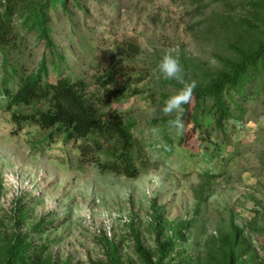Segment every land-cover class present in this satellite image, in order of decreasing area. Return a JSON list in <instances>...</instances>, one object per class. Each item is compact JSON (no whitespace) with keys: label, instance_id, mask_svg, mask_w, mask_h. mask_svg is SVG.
<instances>
[{"label":"rangeland","instance_id":"obj_1","mask_svg":"<svg viewBox=\"0 0 264 264\" xmlns=\"http://www.w3.org/2000/svg\"><path fill=\"white\" fill-rule=\"evenodd\" d=\"M239 1L68 0V13L59 6L52 12L53 43L74 75L86 81L93 105L134 122L136 178L80 161L79 140L50 137L49 130L31 123L14 124L2 95L4 88H16L11 69L31 72L45 56L48 80L57 78L44 42L15 17L18 45L5 54L0 50V236L32 230L28 240L45 246L42 256L52 264H106L107 242L117 246L119 264H142L132 231L147 249H155L154 201L164 223H192L183 245L192 257L234 223L250 245L242 259L252 255L264 264V74L247 84L240 120L229 119L218 129L210 116L198 114L202 127L186 121L185 144L178 143L179 131L162 121L174 113L161 111L181 84L159 73L164 55L180 60L183 81L199 83L223 69L220 59L230 60L229 44L244 29L250 27L264 42V16ZM129 41L140 49L122 62L129 73L118 85L102 88L96 78L121 57L117 47ZM193 106L192 99L190 112ZM36 107L45 106L19 111ZM41 222L44 230L35 232ZM163 227L169 235L170 228Z\"/></svg>","mask_w":264,"mask_h":264},{"label":"trees","instance_id":"obj_2","mask_svg":"<svg viewBox=\"0 0 264 264\" xmlns=\"http://www.w3.org/2000/svg\"><path fill=\"white\" fill-rule=\"evenodd\" d=\"M67 1L0 0V50L5 54L18 45L20 33L14 24L16 17L25 32L34 33L44 42L45 48L49 51V63L57 75L54 82L48 80L45 56L31 72L13 67L11 69L13 76L10 79H16V88L3 89L2 95L6 98L5 110L10 111L11 119L18 128H21L22 124L31 123L42 130H49L50 137L57 133L65 140H79L77 149L80 161L91 162L101 171L136 178L139 175L136 166L139 152L131 132L134 122L124 121L111 110L101 112L93 105L87 93L86 81L74 75L50 36L52 12L59 6L62 12L68 13ZM73 2L76 3V0ZM239 2L248 4L255 11V15L264 16V0ZM226 6L228 9L232 8L231 4ZM220 16L219 18L224 20L223 23L227 24L226 17ZM237 37V40L229 44L233 53L230 60L220 59L223 69L214 74L209 73L206 75L207 79L195 83L191 98L194 100L192 112L189 108L190 100L182 105V113L162 118L163 123L169 125L170 120L177 115L180 117L183 126L181 129L175 128L179 131L180 145L189 140L185 134L186 121L192 122L194 129L202 127L201 121L197 120L198 114L210 116L218 129H221L223 122L229 119L237 121L241 119L244 113L241 102L244 100L247 84L254 76L264 74V42L254 38L250 27L241 31ZM117 50L121 57L96 78L102 88L118 85L129 73L126 65L122 64L123 60L140 52L139 46L130 41L125 45H119ZM174 58L180 63L178 58ZM170 81L173 80H168ZM261 81L264 82V77ZM190 83L184 79L183 83L178 84L180 90ZM36 104H43L45 107H36L29 113L19 111V107ZM151 208L156 244L153 251L143 245L138 233L131 228L135 253L142 264H262L254 262L252 255L242 259L248 254L250 245L246 244L243 230L234 223L230 224L228 232L211 236L204 253L197 258L192 257L183 248L192 223L187 222L180 227L168 225L156 211L154 201ZM21 220L24 218L15 220L16 226H20ZM163 226L170 228L169 235H165ZM44 227L42 222L36 223L33 230L41 232ZM31 231L0 236V264H52L49 258L42 256L45 246L36 247L28 240ZM106 250L108 258L106 264H119L117 246L107 242Z\"/></svg>","mask_w":264,"mask_h":264},{"label":"clouds","instance_id":"obj_3","mask_svg":"<svg viewBox=\"0 0 264 264\" xmlns=\"http://www.w3.org/2000/svg\"><path fill=\"white\" fill-rule=\"evenodd\" d=\"M158 71L161 74L162 78L165 80H176L183 83V74L182 68L177 59L171 55H164L158 64ZM196 84L192 82L186 84L185 87L180 90L174 96L169 97L163 104L161 111L164 115H171L173 113H182V105L187 104L193 95V90L195 89ZM169 125L176 129L182 128V122L180 117L177 115L174 119L170 120Z\"/></svg>","mask_w":264,"mask_h":264}]
</instances>
